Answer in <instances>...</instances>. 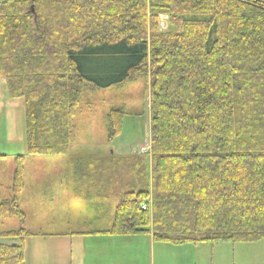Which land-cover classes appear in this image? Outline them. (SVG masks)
Listing matches in <instances>:
<instances>
[{
	"label": "trees",
	"instance_id": "16d2710c",
	"mask_svg": "<svg viewBox=\"0 0 264 264\" xmlns=\"http://www.w3.org/2000/svg\"><path fill=\"white\" fill-rule=\"evenodd\" d=\"M136 74L148 75L150 169L146 153L71 155L84 88ZM0 76L23 100L26 144L0 194V221L18 220L0 230V264H25L24 239L51 235L25 228V155L66 158L74 191L106 210L88 233L264 238V0H0ZM131 113L108 109L109 140Z\"/></svg>",
	"mask_w": 264,
	"mask_h": 264
},
{
	"label": "rangeland",
	"instance_id": "374dc122",
	"mask_svg": "<svg viewBox=\"0 0 264 264\" xmlns=\"http://www.w3.org/2000/svg\"><path fill=\"white\" fill-rule=\"evenodd\" d=\"M143 75L136 74L130 81L117 88L98 90L91 86L84 88V96L72 120L71 135L74 139L73 146L70 147L71 155L95 156L104 153V157L107 158L108 153L112 152L128 155L136 154L143 148L147 149L150 140L149 89L148 75L146 77ZM116 105L125 106V109L137 113L125 114L119 134L109 140L107 113L108 109ZM73 149L75 151H72ZM20 154H26L23 100L10 99L8 88L0 79V194L3 198L12 195L10 186L15 157ZM58 157L61 158L59 155ZM65 160L66 158L62 168L68 166ZM42 162L41 160L36 165L40 178L43 176ZM146 162L150 163L149 156ZM67 168L69 169V166ZM49 171L53 172V169ZM61 171H65L64 168ZM71 176L72 173L69 178V182L72 183ZM42 192L36 193L35 196L31 195L25 228L53 233L64 228L65 225L62 222H72L71 227L77 229V225L84 221L87 213L82 208L81 201L76 199L71 201L68 197L65 202L59 204L61 200H57L58 195L56 196L55 192L50 196L46 195V191L43 192L44 194ZM17 227L16 218L0 221V230ZM127 236V238L118 239L120 241L117 242L119 247L124 248L126 254L121 257L128 264H264V238L255 242H204L185 245L157 242L151 248L146 234ZM4 241L0 238V242ZM38 241L40 243L29 248L33 263L59 264L56 261L57 255L52 252L51 242L42 239ZM94 246L100 258L103 257L102 251L109 252V243L95 242Z\"/></svg>",
	"mask_w": 264,
	"mask_h": 264
},
{
	"label": "crops",
	"instance_id": "0c3cea01",
	"mask_svg": "<svg viewBox=\"0 0 264 264\" xmlns=\"http://www.w3.org/2000/svg\"><path fill=\"white\" fill-rule=\"evenodd\" d=\"M0 79H2L1 76ZM71 137L72 139L70 140L69 151L70 147L73 146L72 141L74 138L72 135ZM72 151H75V149H73ZM73 155L80 156L78 154ZM95 156L104 157V153ZM64 159L65 157L63 156H61L60 158L54 155H25L23 160V188L19 196L20 208L25 215V224L27 223L28 215L27 207L32 199L31 195L35 196L36 193L41 194L42 191H46V195L49 196L52 195L51 193L55 192L56 196L58 195L57 200H61L59 204L65 202L68 197L71 198V201H73V199L81 201L83 203L82 208L86 211L87 214L84 216V221H82L80 225H77V229H73L71 227L72 222H62L65 226L63 229L61 228L58 232L47 233L51 234L47 236H30L25 238V264H34L33 261L30 259L29 248L31 246H34L35 244L40 243L38 239L51 242L52 252L53 254L57 255L56 261L59 264H128V262L124 261L121 257L126 254L125 250L123 247H119V243L117 242L120 241L118 239L127 238V235L122 236L88 233L92 229H103L104 227H106L105 225L107 221L106 218H103L107 215L104 214L106 210L105 208L103 209V205H101V202H86L82 198H80L78 193H74V188H72L73 184L69 182L70 173H72V168L69 167L68 169V166H65L63 167L65 171H61L63 170L62 166L64 163ZM41 160L43 161V176L40 178L36 165H38ZM45 165L47 167H45ZM51 168L53 169V172L49 171ZM148 168L150 169V163H148ZM28 230L37 232L36 230L31 229L30 227L28 228ZM145 234L148 236L150 247L153 248L154 243L157 242L153 241L150 233ZM32 241L34 242L32 243ZM95 242L109 243V252L102 251V258H100L97 252H95L94 250Z\"/></svg>",
	"mask_w": 264,
	"mask_h": 264
},
{
	"label": "built area",
	"instance_id": "2783aa9c",
	"mask_svg": "<svg viewBox=\"0 0 264 264\" xmlns=\"http://www.w3.org/2000/svg\"><path fill=\"white\" fill-rule=\"evenodd\" d=\"M143 150V149H142ZM148 202H145L142 206L143 209H145V206L147 207Z\"/></svg>",
	"mask_w": 264,
	"mask_h": 264
}]
</instances>
